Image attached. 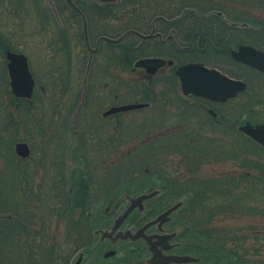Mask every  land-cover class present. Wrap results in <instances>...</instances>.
I'll list each match as a JSON object with an SVG mask.
<instances>
[{
  "label": "rangeland",
  "instance_id": "rangeland-1",
  "mask_svg": "<svg viewBox=\"0 0 264 264\" xmlns=\"http://www.w3.org/2000/svg\"><path fill=\"white\" fill-rule=\"evenodd\" d=\"M39 2L25 0L20 11L19 0H0V38L18 50L11 52L24 49L22 53L29 54L38 90L29 101L15 100L8 85V60H2L0 52V264H51L57 251L78 245V237L87 230L86 216L102 207L87 203L113 194L126 183H164L183 208L190 198L194 210L185 208L181 215L191 221L190 228L213 231L212 248L220 250L217 239H221L226 245L223 256L236 249L245 264H264V149L238 131L246 123L264 124V77L248 74L254 104L242 111L235 101L224 112L223 124H214L207 110L181 116L187 121L184 131L153 126L146 113L138 111L122 113L120 122L117 115L98 121L111 106L141 102L149 83L129 71H115V63L109 62L111 47L105 46L98 56L105 65L96 64L86 88L88 83L97 84L98 70L104 69L108 85L102 94L107 99L114 92L110 87H115L120 99L96 98L92 89L83 106L87 54L76 49L71 68L62 62L59 51L57 65L48 62L45 57L53 53L55 24L48 5ZM246 11L248 22L264 26V5L253 3ZM248 38L264 45L262 32L250 33ZM166 81L168 86L175 84ZM55 105L61 111L59 118L52 114ZM163 133L164 137H157ZM19 142L30 148L24 160L15 153ZM218 180L232 184L230 205L215 212L218 204L212 196L217 192L207 184ZM122 188L117 195L133 192ZM232 195L243 198V208L233 207L240 200H232ZM201 244L208 250L207 244ZM209 253L219 264L220 254Z\"/></svg>",
  "mask_w": 264,
  "mask_h": 264
},
{
  "label": "flooded vegetation",
  "instance_id": "flooded-vegetation-1",
  "mask_svg": "<svg viewBox=\"0 0 264 264\" xmlns=\"http://www.w3.org/2000/svg\"><path fill=\"white\" fill-rule=\"evenodd\" d=\"M34 2L41 5L39 0ZM43 2L48 5L51 21L55 24L54 38L50 44L53 53L49 55L50 58L45 57L48 62L55 67L59 51L62 62L70 63L71 68L74 51L79 49L81 53L87 54L85 75L89 62L88 48L95 49L98 45L92 56L88 76L91 78L96 64L97 67L105 65L98 56L105 46H110L112 54L109 62L115 63V71H129L136 79L148 81L149 86L140 95L141 102H135L145 106L132 111L146 113L153 126L179 127L184 131L187 121L186 117L181 116L187 112H192V115L206 113L205 110L212 116L214 124H223L224 114L233 107L235 101L242 111L248 109L251 102L254 104L256 96L250 94L252 85L248 74L256 73L263 77L264 74L236 60L234 54L243 47H252L264 53V45L248 38L250 33H264V26L251 24L246 15L248 5L258 2L263 6L262 0H72L76 9L67 0ZM24 4L25 0H19L20 11H23ZM128 31L133 33L127 34L119 42L101 39H118ZM5 42L0 38L2 60H8L6 55L9 50L18 51ZM150 48L157 50L149 51ZM166 48H170L171 52L165 51ZM19 52L13 53L23 54ZM25 56L27 60L30 58L29 54ZM152 58L165 61V65L154 74L134 67L139 60ZM129 61L132 64H126ZM185 66L216 71L228 79L244 83L245 90L225 102L186 95L176 75V71ZM62 67H56V70ZM98 72L97 84L88 83L84 105L92 89L95 90L96 98L110 101L112 96L115 102L120 99L115 87H110L114 92L106 99V95L102 94L108 85L102 76L105 71L102 69ZM167 79L174 80L175 84L168 86ZM34 91L38 92L36 88ZM119 106L122 105L111 108ZM104 113L98 121H109L111 116L117 115V122H120V115L125 112L112 115ZM52 114L57 118L61 115L56 105ZM254 126L264 127V124ZM164 136L165 133L157 137ZM187 136L184 134L183 137ZM148 184L151 185L126 183L118 188L130 187L133 192L117 195V188V193L87 203L102 207L98 212L86 216L84 224L87 230L78 237V245L69 247L68 251L65 249L66 252L57 251L51 264H212L215 259L201 247L200 236L191 237V232L186 230L187 221L181 215L183 205L165 215L170 208L181 203L176 199L178 197L170 194V187L164 183L146 186ZM85 194L88 195V191ZM141 195L151 197L134 207L114 231L116 221L132 205L131 199ZM136 235L139 237L133 239ZM186 257L189 258L187 262L180 261Z\"/></svg>",
  "mask_w": 264,
  "mask_h": 264
},
{
  "label": "water",
  "instance_id": "water-1",
  "mask_svg": "<svg viewBox=\"0 0 264 264\" xmlns=\"http://www.w3.org/2000/svg\"><path fill=\"white\" fill-rule=\"evenodd\" d=\"M67 1L72 7L75 8L72 3V0ZM129 33L133 32H125L118 39H101H105L110 42H119ZM88 49L89 62L83 80L84 91L86 90L87 77L92 62V56L93 53L97 51L98 45L95 49H91L90 47ZM234 57L236 60L243 62L249 67L264 74L263 52L252 47H243L237 53L234 54ZM7 59L9 60L8 73L10 77V88L12 94L17 98L31 99L34 91V81L31 76V73L29 72L27 59L23 55L11 52H7ZM164 65L165 61L161 59L152 58L139 60L134 64V67L143 68L148 73L154 74L159 68L163 67ZM176 75L179 78L180 86L184 94H193L199 97L207 98L212 101L225 102L226 100L236 96L238 92L245 90V84L242 82L228 79L216 71L202 69L196 66L181 67L176 71ZM83 102L84 98L82 99L81 104H83ZM144 106L145 105L143 104H132L114 107L107 111L104 115L134 110ZM239 130L247 137L264 147V127H254L249 124H246L240 127ZM15 151L22 158H26L30 154L29 147L26 143H17L15 146ZM150 197V195H141L137 198L131 199L132 205L129 206L127 210L123 213V215L119 217V219L116 221L114 231L123 222V220L126 219L128 214L133 210L134 207L138 206L143 200H146ZM180 205H182V202L170 208L165 215L170 214ZM136 237H139V235L133 236V239H135ZM188 260L189 258L187 257L180 259V261L186 262Z\"/></svg>",
  "mask_w": 264,
  "mask_h": 264
},
{
  "label": "trees",
  "instance_id": "trees-1",
  "mask_svg": "<svg viewBox=\"0 0 264 264\" xmlns=\"http://www.w3.org/2000/svg\"><path fill=\"white\" fill-rule=\"evenodd\" d=\"M126 64H131V63L129 61V62H126ZM234 180H236V179H232V182H234ZM229 183L230 182H227V181L226 182H223L222 180H218L217 182H211V185H209V183L207 184V186H211L212 187V188L210 187L211 190L210 189H208V190H210L211 192L212 191L217 192V195L216 196H212V198L215 199L214 202H217V204H218V205H214V211L215 212L221 210L222 208L227 207L228 205H230L229 197L228 196L230 195L229 194V190H230L229 189V186L232 183H230V184ZM172 192L173 191L171 190L170 191V194H172V195H175L176 194V193H172ZM235 198H237V200L239 198L240 202L237 205L233 206V207H235V209L243 208V204L245 202V201H243V202L241 201V199H243V198H240V196L237 197L236 195L235 196L232 195L231 199L233 200ZM186 202H187L185 204L186 207H184L183 210L185 208L186 209L188 208L192 212L194 210V207H193V204H192L190 198H188ZM231 205H232V203H231ZM186 221H187L186 222V230L189 231V232H191V237L200 236V240H202L204 242V244H207L208 250L210 252L220 254V257L218 259V263L219 264H245L242 260H240V257L235 252L236 249L233 250V249H230V248H229L230 250L227 251V255L228 256L225 255L226 258L228 257V259L226 261L225 260V256L222 255V252L226 251V248H222V247H225L226 246L225 243H223V242L221 243V239H217L218 244H219L218 247L220 248V250H217V249L212 248L214 246V242L210 244V241H215V239H216L213 236L214 235L213 234V231L210 228H207V229H203L202 228L201 230L200 229H197L196 227L190 228V224L189 223L191 221H189L188 218L186 219ZM203 242H201V243H203ZM202 245L203 244H201V247H202ZM221 249L224 250V251H222ZM208 250H207V252L209 253Z\"/></svg>",
  "mask_w": 264,
  "mask_h": 264
}]
</instances>
